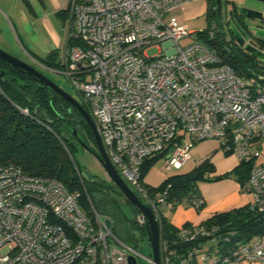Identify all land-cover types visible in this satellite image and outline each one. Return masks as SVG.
Masks as SVG:
<instances>
[{
	"label": "built area",
	"instance_id": "obj_1",
	"mask_svg": "<svg viewBox=\"0 0 264 264\" xmlns=\"http://www.w3.org/2000/svg\"><path fill=\"white\" fill-rule=\"evenodd\" d=\"M189 1L68 0L65 36L73 43L60 72L87 106L117 173L154 213L158 264H264V236L235 239L234 231L204 223L163 236L165 212L178 205L168 200L169 185L150 193L141 175L146 159L160 156L166 171L179 170L195 142L217 138L250 164L242 190L249 209L264 212V75L239 76L206 46L202 29L179 24L172 10ZM79 196L58 180L0 163V264L136 260L138 252L113 232V219L83 209ZM189 203L197 208L202 199ZM133 222L146 228L147 218L138 210Z\"/></svg>",
	"mask_w": 264,
	"mask_h": 264
},
{
	"label": "trees",
	"instance_id": "obj_2",
	"mask_svg": "<svg viewBox=\"0 0 264 264\" xmlns=\"http://www.w3.org/2000/svg\"><path fill=\"white\" fill-rule=\"evenodd\" d=\"M55 15L58 19L64 20V17L69 15V4L66 9H58ZM205 15L208 24L202 28L200 36L220 61L239 76L264 75V60L240 46L228 30V23L231 20L247 42L264 50V37L256 35L249 27L252 18L241 14L237 5L233 4L227 11V18L223 24L222 13L217 12L215 0H208ZM257 24L259 28H264L260 22ZM224 25L227 29H224ZM211 27L212 38L207 35ZM72 43V40L65 36V47ZM26 51L46 69L58 72L65 67L57 48L51 49L44 56ZM80 104L89 113L87 106L83 102ZM37 107L43 112L46 120L36 116L34 111ZM23 109H26L27 113L23 112ZM72 129L76 130L87 145V139L94 141L89 125L77 108L53 89L38 82L34 76L0 58V163L17 166L28 175L53 178L63 183L69 191L79 192L78 201L81 207L89 211L92 206L98 213L109 215L113 219L114 232L115 215L118 211L114 209L110 195L114 191H120L112 181L109 183L83 175L74 154L78 141ZM90 149L96 154V151ZM158 157L160 156L144 161L141 168L142 178ZM249 168L250 164L241 162L230 172L211 177L214 166L207 157L188 172L167 176L156 187L145 182L144 184L150 193L163 191L169 185L168 200L177 206L189 203L193 198H201L197 189L200 181L233 176L239 181L241 188L244 187ZM130 205L137 214L138 210ZM201 206L202 204L197 208ZM126 222L127 232L138 229L146 233L145 227L136 226L133 218ZM200 223L219 225L221 231L232 230L235 232V239L246 241L264 236V212L251 210L248 204L213 213ZM176 232L177 227L172 225L168 218H163L162 235L173 238Z\"/></svg>",
	"mask_w": 264,
	"mask_h": 264
},
{
	"label": "rangeland",
	"instance_id": "obj_3",
	"mask_svg": "<svg viewBox=\"0 0 264 264\" xmlns=\"http://www.w3.org/2000/svg\"><path fill=\"white\" fill-rule=\"evenodd\" d=\"M0 1L2 3L1 6L3 7L7 5V3L11 2V0ZM231 1L236 5H242L253 9L255 8L260 10L261 12H264V2L257 0ZM232 2H230V0H221L220 2V13H222L221 18L223 20V24H225L224 19L226 20L227 18L226 13L229 8H231ZM67 4L68 0L62 4V7L66 9ZM69 20V15L64 17V20H60V18H57V21L62 24L64 29L69 26ZM256 21L257 20H254L252 21V23L256 25ZM207 24L208 22L206 19V15L204 13H201L198 17L193 18L190 23V26L191 28H194V30H199L205 28ZM224 29H227L225 25ZM20 37L16 35V33L12 30L5 14L3 13V16H1L0 14V48L17 59L33 64L36 69L40 70L44 75H46L49 79L55 82L59 87L69 93L76 100L82 102L80 94L75 91L74 87L71 84V81L65 75H63L60 71L57 72L47 70L32 62L26 51L28 49L26 41L22 38V36ZM64 46L65 44L63 42L61 44L60 49H58L59 57L61 60H63L64 57ZM148 53L150 55L157 53V48L153 47L149 49ZM87 143L90 148L98 152L95 141L87 139ZM74 154L76 161L78 162V165L82 170L83 175L87 177L92 176L99 180H103L109 183L111 182L94 152L84 148L82 145L77 143ZM206 156H209V159L216 158L217 162L229 161L230 159H237V157L233 153L225 151L219 139L206 138L195 142L191 146L190 158L187 163H185V165H183V167L179 170L166 171L164 169V158L158 157L157 159H155L154 163L150 165V169L144 176L143 181L150 186L156 187L162 182L164 178L171 174L188 172L194 166H196L195 164L197 161L202 160ZM110 196L112 198L114 209L118 211V213H116L117 215H115V234L138 252L136 256L137 264H152L151 261L148 259L151 255L147 234L143 233L138 229H133L130 233L127 232L126 220H131L135 216L132 206L130 205V203H128L124 195L120 192L114 191L111 193ZM165 214L168 219L172 217L171 213L165 212Z\"/></svg>",
	"mask_w": 264,
	"mask_h": 264
},
{
	"label": "crops",
	"instance_id": "obj_4",
	"mask_svg": "<svg viewBox=\"0 0 264 264\" xmlns=\"http://www.w3.org/2000/svg\"><path fill=\"white\" fill-rule=\"evenodd\" d=\"M65 1L67 0H11L4 7L0 1V14L3 16L4 13L16 35L25 39L27 50L44 56L51 49H60L63 42L65 44V29L55 15L58 9L63 8ZM207 6L208 0H190L184 7L174 8L171 14L179 24L194 30L190 26L191 21L201 13L205 14ZM207 157L209 156L205 158ZM202 160L197 161L195 165ZM210 161L214 166L211 177L230 172L238 165L237 159L217 162L216 158H211ZM197 189L203 202L202 206L198 209L186 202L178 205L170 212L172 217L169 221L172 225L177 227L186 222L200 223L213 213L246 205L251 199L233 176L200 181Z\"/></svg>",
	"mask_w": 264,
	"mask_h": 264
},
{
	"label": "water",
	"instance_id": "obj_5",
	"mask_svg": "<svg viewBox=\"0 0 264 264\" xmlns=\"http://www.w3.org/2000/svg\"><path fill=\"white\" fill-rule=\"evenodd\" d=\"M257 1L264 2V0H257ZM220 2L221 0H215L218 13H220V4H221ZM237 9L241 14L247 17L264 21V12H261L258 9H253L242 5H237ZM251 29L254 30L256 35L260 37H264V34L259 33L257 28L252 27ZM228 30L240 46H243L245 50H247L257 58L264 60V51H261L259 48L246 42L244 37L241 35V33L238 31V29L235 27V25L232 23L231 20H229ZM0 58L10 63L12 66L20 68L25 72H27L29 75L34 76L38 82L53 89L63 99L68 101L70 104H72L80 111V113L83 115L85 121L87 122L93 133L94 141L98 150V152H96L95 155L98 161L100 162V164L103 166L109 179L112 181V183L115 186H117V188L124 195L126 200L147 218V225L145 229L150 247V255H151L150 260L152 264H158L159 263V255H158L159 227L155 219L154 213L146 204L142 203L138 199L135 193L130 189V187L126 184V182L117 173L116 169L112 165L111 161L109 160L105 152L104 146L96 130L95 124L89 113L86 111V109L79 103L78 100L72 97L69 93H67L65 90L59 87L55 82L49 79L40 70L33 67L31 64L11 56L1 48H0ZM34 113L40 119L46 120V117L44 116L43 112L38 107L35 109ZM72 133L77 138V141L80 145L91 151L90 147L84 142V140L80 137V135L76 132L75 129H72ZM129 261L130 264H137L135 258L132 256L129 257Z\"/></svg>",
	"mask_w": 264,
	"mask_h": 264
},
{
	"label": "flooded vegetation",
	"instance_id": "obj_6",
	"mask_svg": "<svg viewBox=\"0 0 264 264\" xmlns=\"http://www.w3.org/2000/svg\"><path fill=\"white\" fill-rule=\"evenodd\" d=\"M227 1H229V0H227ZM230 2H232L231 0H230ZM233 2H232V5H231V7L233 6ZM255 9V8H254ZM254 20H257V19H252V21H254ZM257 22H260L262 25H264V21H260V20H257ZM257 22H256V25L255 24H253V23H251V25H249V27L250 28H252V27H258L257 25ZM80 103V102H79ZM76 108V107H75ZM79 111V110H78ZM80 112V111H79ZM81 114V113H80ZM82 115V114H81ZM82 117H83V115H82ZM83 119H84V117H83ZM85 120V119H84Z\"/></svg>",
	"mask_w": 264,
	"mask_h": 264
},
{
	"label": "bare ground",
	"instance_id": "obj_7",
	"mask_svg": "<svg viewBox=\"0 0 264 264\" xmlns=\"http://www.w3.org/2000/svg\"><path fill=\"white\" fill-rule=\"evenodd\" d=\"M258 29V32L261 33V34H264V28H259V27H255Z\"/></svg>",
	"mask_w": 264,
	"mask_h": 264
}]
</instances>
